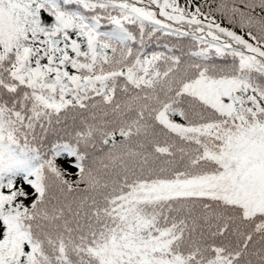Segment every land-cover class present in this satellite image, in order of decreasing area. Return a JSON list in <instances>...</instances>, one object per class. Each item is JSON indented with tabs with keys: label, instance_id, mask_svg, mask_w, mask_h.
I'll return each instance as SVG.
<instances>
[{
	"label": "snow or ice",
	"instance_id": "1",
	"mask_svg": "<svg viewBox=\"0 0 264 264\" xmlns=\"http://www.w3.org/2000/svg\"><path fill=\"white\" fill-rule=\"evenodd\" d=\"M0 264H264V0H0Z\"/></svg>",
	"mask_w": 264,
	"mask_h": 264
},
{
	"label": "trees",
	"instance_id": "2",
	"mask_svg": "<svg viewBox=\"0 0 264 264\" xmlns=\"http://www.w3.org/2000/svg\"><path fill=\"white\" fill-rule=\"evenodd\" d=\"M196 3H202L203 0H195ZM211 3V0H209ZM218 2V0H217ZM181 5L183 6L184 0H180ZM213 7L215 4L212 5ZM204 11H208V4H205ZM217 22H220L222 26L231 27L227 24V21L222 20L219 14H215ZM236 31L239 34V29L237 28ZM159 37L157 40H153L149 42L144 51L148 54L152 52H162L165 55H183L185 52L192 51L195 49H190L187 47L191 38L190 37H176V36H164L162 34H157ZM167 45V47H165ZM57 163L61 166H66L63 159L58 158ZM70 171H74L73 169H69ZM20 184V179H17V186ZM7 191V190H5Z\"/></svg>",
	"mask_w": 264,
	"mask_h": 264
}]
</instances>
